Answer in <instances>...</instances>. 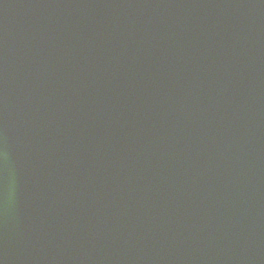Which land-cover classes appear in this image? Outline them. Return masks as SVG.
I'll list each match as a JSON object with an SVG mask.
<instances>
[{"label": "water", "instance_id": "obj_1", "mask_svg": "<svg viewBox=\"0 0 264 264\" xmlns=\"http://www.w3.org/2000/svg\"><path fill=\"white\" fill-rule=\"evenodd\" d=\"M0 264H264V0H0Z\"/></svg>", "mask_w": 264, "mask_h": 264}]
</instances>
